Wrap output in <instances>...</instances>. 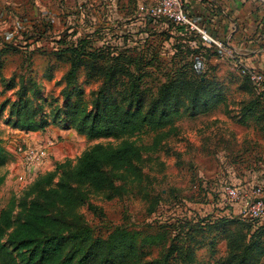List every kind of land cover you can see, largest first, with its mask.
<instances>
[{"label": "rangeland", "instance_id": "rangeland-1", "mask_svg": "<svg viewBox=\"0 0 264 264\" xmlns=\"http://www.w3.org/2000/svg\"><path fill=\"white\" fill-rule=\"evenodd\" d=\"M154 2L0 0V71L4 78L0 80V102L4 98L16 99L21 83L26 84L27 94L31 96L34 84L41 94L42 110L51 119L48 104L54 100L62 104L60 92L70 69L69 52L62 50L82 41L86 50L99 54L98 61L94 62L96 67L90 68L94 63L89 61L78 70L76 84L83 88L84 96L96 94L104 78L102 67L107 61L111 59L109 64L120 65L122 60H116L117 63L115 58L134 50L141 66L131 70L135 77H141L139 100L146 110L151 94L174 66L200 63L196 54L175 50L180 41L173 33H167L170 37L162 39L165 22L148 13ZM204 64L198 73L220 83L224 103L209 113L190 115L182 111L175 131L157 149L144 151L136 161L139 177L125 172L116 182L122 191L118 197L108 200L102 192L90 190L85 203L78 208L95 236L105 237L115 227L139 230L142 234L163 232L162 243L144 247L149 253L143 256V261L162 260L169 246L176 244L178 253L167 264H186L180 249L188 248L193 253L192 264H220L227 255L226 234L238 227L224 224L210 229L203 224L210 219L239 215L243 206L223 198L221 183L230 182L231 173L238 177L239 166L249 168L264 154V130L261 134L253 118L246 123L239 121L242 108L253 106L258 99L264 102V92L244 78L224 53H215L213 58L205 56ZM11 80L15 86L5 87ZM114 80L117 84L113 94L120 98L124 77L119 70L115 71ZM6 116L7 110L0 113V145L6 156L5 163L0 165V209L11 198L19 197L38 173L52 170L56 162L74 161L94 143L118 142L111 137L88 139L72 129L60 128L59 122L44 131L25 135L26 132L5 124ZM152 137V133L141 132L135 139L149 145ZM42 139L52 143L46 144L47 157L34 174L23 164L15 145ZM244 155L248 156L245 161ZM247 184V180L242 183L245 187ZM177 232L180 234L176 235ZM253 263L264 264V255L260 254Z\"/></svg>", "mask_w": 264, "mask_h": 264}, {"label": "trees", "instance_id": "trees-1", "mask_svg": "<svg viewBox=\"0 0 264 264\" xmlns=\"http://www.w3.org/2000/svg\"><path fill=\"white\" fill-rule=\"evenodd\" d=\"M162 21L168 27H176L165 18ZM161 33L165 34L162 39L170 37L163 30ZM84 46L78 41L62 50L69 52L70 69L65 78L66 85L60 92L64 99L62 104L55 100L48 104L51 119L48 112L42 110L41 94L34 84L30 96L26 84L21 83L16 99L4 98L0 102V113L7 110L4 123L26 133L44 131L59 122L60 128L72 129L88 139L111 137L118 142L94 143L74 161L56 162L52 170L38 173L19 197L8 200L0 209V264H167L174 253H178L176 244H171L162 260L143 261V256L149 253L144 247L162 243L165 240L163 232L142 234L139 230L115 227L105 237L95 236L78 208L85 203L90 190L102 192L108 200L118 197L122 191L116 182L125 176V172L139 177L136 161L144 151L157 149L161 141L175 131L182 111H188L190 115L209 113L224 103L220 83L199 74L197 61L174 66L166 80L151 94L147 109L143 110L138 92L141 77H135L131 70L140 68L141 63L136 57L137 52L132 50L119 59L115 58L117 55L112 56L115 62L122 60L120 65L109 64L111 59L106 62L102 67V84L94 96L86 97L83 88L77 85L78 70L89 61L96 63L99 54ZM178 49L189 51L191 55L197 53L182 42L175 47ZM208 50L203 49L200 54L205 56ZM95 63L90 64V68L96 67ZM116 70L124 77L120 98L113 94L117 84L114 80ZM0 80H4L1 71ZM14 86L12 80L5 84L8 88ZM241 115V123L253 118L263 133L264 102L261 99L253 106L242 108ZM141 132L153 134L151 144L136 141V135ZM244 157L245 161L248 156ZM5 161V150L0 145V165ZM261 165H264L263 152L261 158L246 169L259 171ZM224 224H234L238 228L227 232V255L220 264H254L253 260L256 262L260 254L264 255V221L240 216L219 217L203 225L216 229ZM180 251L186 264H192L191 249Z\"/></svg>", "mask_w": 264, "mask_h": 264}, {"label": "crops", "instance_id": "crops-1", "mask_svg": "<svg viewBox=\"0 0 264 264\" xmlns=\"http://www.w3.org/2000/svg\"><path fill=\"white\" fill-rule=\"evenodd\" d=\"M185 8L203 29L231 51L239 53L253 67L264 72V0H185ZM162 25L165 27L163 31L173 33L177 41L190 45L196 50L195 54L200 60L199 67L205 65V56L213 58L215 53L225 54L212 44L202 41L196 32L186 27L171 29L165 24ZM202 47L209 49L205 56L200 54L203 51ZM29 143H31L29 145H46L52 142L49 139L46 141L42 139L32 140ZM263 166L261 165L262 169ZM233 175V173L229 174L230 183L245 187L246 185H242L245 180L252 183L258 178L261 179L263 172L241 168L237 173L238 177Z\"/></svg>", "mask_w": 264, "mask_h": 264}, {"label": "built area", "instance_id": "built-area-1", "mask_svg": "<svg viewBox=\"0 0 264 264\" xmlns=\"http://www.w3.org/2000/svg\"><path fill=\"white\" fill-rule=\"evenodd\" d=\"M153 18H165L176 27H186L196 32L202 41L208 42L219 51L229 56L238 72L247 77L254 87L264 92V72L256 69L248 63L239 53L231 51L220 40L212 36L193 17L187 13L185 0H155L148 11ZM15 150L20 156L28 171L36 170L45 162L47 157V145L17 144ZM262 178L254 182H248V187H242L228 181L221 183L223 198L232 203H240L243 206L238 216L243 218L264 221V168ZM242 202V203H241Z\"/></svg>", "mask_w": 264, "mask_h": 264}]
</instances>
